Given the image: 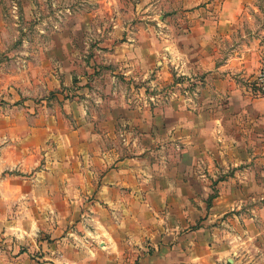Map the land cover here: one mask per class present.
<instances>
[{
	"label": "rangeland",
	"instance_id": "1",
	"mask_svg": "<svg viewBox=\"0 0 264 264\" xmlns=\"http://www.w3.org/2000/svg\"><path fill=\"white\" fill-rule=\"evenodd\" d=\"M195 11L177 0H0V114L22 118L0 173V264H107L94 219L135 231L149 218L141 200H192L191 229L228 222L242 234L219 264H264V188L244 183H264V114L250 124L239 108L264 104V0L244 3L215 73L179 56L203 53ZM206 121L208 140L187 150ZM34 127L44 142L28 146ZM222 195L239 211L214 216Z\"/></svg>",
	"mask_w": 264,
	"mask_h": 264
},
{
	"label": "crops",
	"instance_id": "2",
	"mask_svg": "<svg viewBox=\"0 0 264 264\" xmlns=\"http://www.w3.org/2000/svg\"><path fill=\"white\" fill-rule=\"evenodd\" d=\"M183 4L184 7L196 8V21L192 24V28L199 30V37L197 42L202 48V55L194 59L188 54L180 53V57L186 62L187 67H191V62L201 61V67L205 73H215L224 70L225 66L210 65V62L216 59L218 55V48L222 37L229 38V33L237 26V19L242 14L244 3L247 0H177ZM223 37V38H224ZM210 48V49H209ZM177 57V55H176ZM195 60V61H194ZM206 61V62H205ZM204 63V64H203ZM185 69V68H184ZM183 75L190 76L188 68ZM232 79V77H230ZM216 87L212 86V90L217 92L219 96H223L224 91H220L219 79H215ZM215 83V82H214ZM215 85V84H213ZM209 83L204 88H210ZM8 97L10 94L7 95ZM15 95L12 99H15ZM6 99V98H4ZM20 99V98H19ZM18 100V99H17ZM202 101L205 97L202 95ZM248 105L243 107L247 109L248 123L254 121L255 115L260 112L264 114V104L261 105L258 101L252 103H240ZM209 107V105H208ZM244 112V113H245ZM238 123H245L244 116L238 117ZM220 123L219 119H215ZM22 118H12L10 114H0V173L5 169L11 168L13 155L18 147V142L21 140V135H17L21 128ZM19 123V124H18ZM213 123V122H210ZM207 121L201 125L199 129L200 135L198 140H191L186 145L187 150L197 148L196 144H200L204 140H208ZM2 124H4L2 127ZM31 135H27L25 140L28 146H37L44 142V128L34 127ZM219 131V130H218ZM225 137V135H222ZM31 139V140H30ZM223 139V138H222ZM236 142V141H235ZM242 139L238 140V144L231 151L237 158L242 151V146L245 145ZM27 146V147H28ZM244 147V146H243ZM24 149V148H23ZM225 150L220 151L224 154ZM242 154V153H241ZM264 181V179H262ZM224 188H232L237 183V179L232 177L229 181H223ZM244 183L254 187H263L264 183L260 184L255 177L250 176L249 180ZM242 186V184H240ZM222 198V199H221ZM220 199L216 200L221 207V213H213L214 216L224 214V212L239 211L242 202L235 200H226V195H222ZM264 199V198H263ZM129 200H124L121 205L128 203ZM138 202L142 205L146 214L149 216L145 221H134L135 231L123 232L114 231L111 221L108 222L94 219L96 230H89L93 238L98 239L99 245L102 248L101 252H106L107 264H219L224 259H229V254L236 253L240 250L241 244L238 239L242 238L241 232H238L236 226H232L228 222L222 224V228L207 229L201 227L200 229H191L194 222V208L192 200H141ZM264 207V206H263ZM150 209H152L151 212ZM216 209V207L214 208ZM128 213V210H126ZM237 215V214H234ZM106 217V216H105ZM237 217V216H235ZM99 218V216H98ZM137 219V218H136ZM135 220V218H134ZM211 219H209L210 221ZM148 221V222H147ZM125 221L121 223V228ZM142 224V225H141ZM119 238V239H118ZM124 238V239H123ZM203 238V239H202ZM122 239V240H121ZM122 241V242H120ZM101 257H98L99 259Z\"/></svg>",
	"mask_w": 264,
	"mask_h": 264
},
{
	"label": "built area",
	"instance_id": "3",
	"mask_svg": "<svg viewBox=\"0 0 264 264\" xmlns=\"http://www.w3.org/2000/svg\"><path fill=\"white\" fill-rule=\"evenodd\" d=\"M258 82L260 87V94L264 97V64L261 66L258 74Z\"/></svg>",
	"mask_w": 264,
	"mask_h": 264
}]
</instances>
